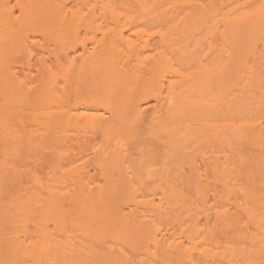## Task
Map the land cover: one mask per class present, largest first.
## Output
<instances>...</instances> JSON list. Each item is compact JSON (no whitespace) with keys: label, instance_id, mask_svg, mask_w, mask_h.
Instances as JSON below:
<instances>
[{"label":"bare ground","instance_id":"bare-ground-1","mask_svg":"<svg viewBox=\"0 0 264 264\" xmlns=\"http://www.w3.org/2000/svg\"><path fill=\"white\" fill-rule=\"evenodd\" d=\"M2 1L0 264L264 261V0Z\"/></svg>","mask_w":264,"mask_h":264},{"label":"rangeland","instance_id":"rangeland-1","mask_svg":"<svg viewBox=\"0 0 264 264\" xmlns=\"http://www.w3.org/2000/svg\"><path fill=\"white\" fill-rule=\"evenodd\" d=\"M0 1L3 2L2 0H0ZM6 1H7V0H6ZM9 1H10L11 3H10ZM9 1H7V3L9 2V5L12 4L13 7L10 6V8H13L12 10L14 11V14H15L16 17H17L18 15L21 14V13L19 12V7H20V6L17 5V2H18L19 0H9ZM74 1H76V0H74ZM77 1H78V0H77ZM80 1H81V0H79V2H78L79 4L76 3L77 6L79 5V8L82 7V6H80V5L82 4V3H80ZM85 1H87V0H85ZM124 1H125V0H124ZM127 1H128V0H127ZM1 2H0V3H1ZM69 2H71V0H70ZM72 2H73V1H72ZM82 2H83V0H82ZM89 2H90V3L87 2V3H85V5H84V6L87 7V9H88V5H89V4H90V5H89V8L91 7V5H92V6L95 5V3H94L93 0H92V1L89 0ZM245 2H246V1H245ZM92 3H93V4H92ZM127 3H128V2H127ZM243 3H244V2H243ZM243 3H242V4H243ZM1 4H2V3H1ZM1 4H0V5H1ZM3 4H5V3L3 2ZM3 4H2V5H3ZM83 4H84V2H83ZM86 4H87V5H86ZM238 4L240 5L241 3L238 2ZM238 4H237V5H238ZM9 5H8V6H9ZM17 6H18V7H17ZM70 6H71V7L73 6V7H74V10H76V7H75L76 5L74 6V4L71 3ZM84 6H83V7H84ZM83 7H82V9L84 10V11H83L84 13H85V11H86V13L89 12V11H88L89 9L87 10L85 7H84V8H83ZM77 9H78V7H77ZM15 15H14V16H15ZM18 17H19V16H18ZM147 19H148V18H147ZM147 19H146V21L144 20L145 22H143V23H144L143 26H141L143 23H138V27H140V28H142V29H145V30H148V31L151 32V33L154 32V31H156V30H158V28H157L158 26H157V25H159V22L153 21L151 18L148 19V20H147ZM107 22H108V24H109V21H107ZM106 25H107V24H106ZM109 25H110V24H109ZM136 26H137V25H136ZM155 26H157V27L154 28ZM135 29H137V28H135ZM155 29H156V30H155ZM82 32H85V31L82 30ZM82 32H81V34H82ZM31 33H32V32H31ZM85 33H86V32H85ZM34 34H35V32H34ZM34 34H33V35L30 34V36H29L30 39L33 38L34 41H37V42H39V43H38V45H37L36 43H34V48H35V49H34V48H33V44L29 42V44H32V46L30 45V46L32 47L31 51H33V54H35L34 57L36 56V58L33 57L34 60L32 59V61L30 62V64L33 65V68H31L32 70H30V71H32V74H30V73L28 72V71H29V68H28V70H27V67H26V61H27V60L23 59V58H26V57H25V56H22V54H20L21 57H20V55H19V58L22 59L23 61L21 62V60H19L18 62L24 63L23 65H24L25 67H24V66L22 67L21 65H20V66L17 65L16 68L19 69V67H22V68L24 69V71H22L23 69H22V70L20 69V70H21V72H20V74H21V78H22V77H25L24 74L26 73V70H27V72L29 73L28 76L32 75V78H33V76H34V79H33V80H34V81H33L34 83H33V84H34V86H35V85L37 84V83H36L37 80H36V82H35V78H37V77H35V75H36V76H39V75H38V71H39L40 68H41V72L43 71V70H42V69H43V68H42L43 65H41V64H42L41 59H42V57H43V55H42L43 52H42V47H41V45H44L45 42H44L43 39H42L43 36H40V35H35V36H34ZM86 34H87V33H86ZM86 34H82V36L80 35V38L83 37V39L85 38V39L88 40V39L90 38L91 35H90V34L86 35ZM31 36H34V37L31 38ZM131 37H132V40H133V39H134V40L136 39V38H134V36H131ZM35 38H36V40H35ZM44 40H45V39H44ZM45 41H46V40H45ZM32 42H33V41H32ZM35 45H37V47H36ZM45 45H46V44H45ZM45 45H44V46H45ZM31 47H30V48H31ZM39 47L41 48V50H40ZM41 56H42V57H41ZM47 56H48V55H47ZM22 57H23V58H22ZM39 59H40L41 64H40V62H39ZM47 59L50 60V61L46 60L47 63H48V65L50 66V63L52 64L53 60H51L52 58L49 59L48 57H47ZM24 60H25V61H24ZM51 61H52V62H51ZM18 62H17V63H18ZM28 62H29V61H28ZM32 62H33V63H32ZM21 63H20V64H21ZM27 66L29 67V65H27ZM52 66H54V64H52ZM31 67H32V66H31ZM17 69H16V71H18V73H19L20 70H17ZM23 72H24V73H23ZM20 74H19V75H20ZM40 74H41V73H40ZM26 75H27V73H26ZM41 75H42V74H41ZM27 78H28V79H31V77H27ZM38 80H39V79H38ZM28 81H29V80H28ZM30 81H32V79H31ZM35 83H36V84H35ZM148 143H150V141L147 140V141L145 142L144 146H146ZM21 145H22V144H21ZM21 145H20V146H21ZM23 145H24V144H23ZM24 146H25V145H24ZM22 147H23V146H21V149H24V150L26 149V147H23V148H22ZM155 147H156V148H155ZM157 147H158V148H157ZM150 148H151V147H150ZM19 149H20V148H19ZM151 149H156L155 151H154V150H153V151L156 152V153H154V155H155V157H157V158H155V159H153V160H155V161H160V160H159V159H160L159 157L162 158L163 154L165 153L164 150H163V148H161V146H160L159 144L156 145V143H154V146L152 145V148H151ZM244 149H245V148H244ZM158 150H159V151H158ZM22 151H23V150H22ZM247 151H248V150H247ZM20 152H21V151H20ZM23 152H24V151H23ZM25 152H26V153H24V157L22 156L23 154L20 153L21 156H22V157H20V158H23V159H20L21 162H22V160H23V162H24V160H26V158H25V154L27 155L28 152H27V151H25ZM130 153H131V156H130L131 166H132L133 168H136V169H137V168L139 167V164H140L141 160H142V159L140 158V157H141V156H140V151H139V150H137V151H130ZM158 153H160V154L158 155ZM40 154H41V153H39V155H40ZM45 155H46V153L43 154V157H44ZM230 155H232V154H230ZM27 157H29V154L27 155ZM235 157H236V156H235ZM18 158H19V157H18ZM249 158H250V157H249ZM32 159H33V158H32ZM34 159H35V157H34ZM34 159H33V160H34ZM18 160H19V159H18ZM20 160H19V161H20ZM235 160H236V158H235ZM26 161H27V162H30L29 164L34 163L33 161L31 162V160H26ZM35 161H36V159H35ZM40 163H41V162L39 161V164H38V165H39V168H38L37 165H36L37 168H36L35 170H34L35 167H31L30 169L33 170V172L36 174L37 177H38V175L40 174V175H39V176H40L39 178L45 179V178H46V175H45V170H46V169H44L45 167H44V168H40V167H41L40 165H42V166L44 165V164H42V163L40 164ZM27 164H28V163H27ZM31 166H33V165H31ZM28 167H30V165H29ZM37 169H39V171H38ZM40 169H41V170H40ZM36 170H37V171H36ZM240 171H242V170H240ZM239 173H240V172H239ZM240 174H241V173H240ZM242 174H243V171H242ZM242 174H241V176H242ZM244 175H245V174H244ZM41 176H42V177H41ZM237 178H238V180H239L240 186L242 187V188H241V187H239V188H241V189H243V190H241L240 193H239L237 196L234 195V196L231 197V199L223 201V203H225L226 201H227V202H231V203H233V205H230V203H229V204H228V203H225V204H223V205L225 206V205L227 204V205H229V206H228V207L226 206V207H227L226 209L229 208L230 211L234 210L233 212H237V213H239V212L241 211V210L239 209V208L241 207L239 204H241L240 202H242V203L244 202V205L247 204L246 206L243 205L245 208H247V206H251V207H250L251 209L254 207V208H255V209H254L255 211H256V209H257L258 212H260L259 209H261V208H258V206L260 205L259 207H261L262 205H264V197H263V194H261V193H263L262 188H261V190H260V191H262V192H260L259 189L257 190V187H256V186H255V187H254V185H252V186H248V184H249V183H247L248 181H243L244 179H242V181H240L241 178H239V177H237ZM245 179H246V176H245ZM248 179H249V178H248ZM248 179H247V180H248ZM236 181H237V180H236ZM237 183H238V182H237ZM250 184H252V183L250 182ZM255 185H256V184H255ZM28 186H29V185H28ZM238 186H239V185H238ZM29 187H31V186H29ZM33 189H34V188H33ZM12 190H13V189H12ZM31 191L33 192V191H35V190H31ZM15 192H16V190H15ZM35 192L38 193V191H35ZM35 192H34V194H35ZM252 192H255V193H253V194H256V196H258V197H257V201H256V199H254V200L256 201V203L252 202L253 198H255L256 196H255V197L252 196L253 194H252L251 196H249V194L252 193ZM12 193H13V192H12ZM248 193H249V194H248ZM246 194H248V197L244 196V195H246ZM235 196H236V197H235ZM239 197L241 198V200L238 199ZM237 200H238L239 202H237ZM254 200H253V201H254ZM234 202H235V203H234ZM259 202H260V203H259ZM237 203H239V204H237ZM254 205H255V206H254ZM257 205H258V206H257ZM233 206H234V207H233ZM239 206H240V207H239ZM252 206H253V207H252ZM237 207H239V208H237ZM256 207H257V208H256ZM224 208H225V207H224ZM248 208H249V207H248ZM231 209H232V210H231ZM251 209H250V210H251ZM251 211H253V209H252ZM261 211H262V210H261ZM240 213H241V212H240ZM240 216H241V215H240ZM242 216H243V215H242ZM6 228H7V227H6ZM232 240H233V239H232ZM229 241H230V240H229ZM233 241H234V240H233ZM236 242H237V241H236ZM238 242H239V241H238ZM238 242H237V244L235 243V247H236V249H237V250H240V251H238L237 254H238V255L241 254V256H244V254H243V252H242V251H244L245 256H246L245 259H247V254H246L247 252L245 251V250H247V249H245V248H248L249 246H248V245L245 246V244H247V243L243 244L244 246H243V245L240 246V245H239L240 243L238 244ZM232 243H233V242H232ZM229 244H231V241L228 243V245H229ZM241 244H242V243H241ZM232 245H233V244H231V245H229V246L232 247ZM236 245H237V246H236ZM247 246H248V247H247ZM233 248H234V245H233ZM248 252H250V248H249ZM242 254H243V255H242ZM130 256H131V255H130ZM130 256H129V260H130ZM241 256H239V257H241ZM259 256H260V255H259ZM261 256H262V255H261ZM261 256H260V258H259V257H255V256H254V257H255V258H254V257H251V256H250L251 258H254V259H255V260L252 259L251 262L256 261V260H259V259H261L260 261L264 262V261L262 260ZM56 257H57V256H56ZM131 257H132V258H135V257L137 258V256H135V255H133V254H132ZM139 257H142L141 259H143V260L146 261L145 257H144V258H143V256H139ZM119 258H122V257H119ZM132 258H131V259H132ZM136 258H135V260H133V259H132V260H133L134 262H136V261L138 260V258H137V259H136ZM257 258H259V259H257ZM263 258H264V256H263ZM122 259H123V258H122ZM122 259H117V260L115 259V260H112V262H111L110 264H125V262H128V260H127V261H124V260H122ZM125 259H126V258H125ZM245 259H242V257H241V259H239L238 261H239V262H240V260H243V261H244ZM143 260H142V261H143ZM248 260H249V258H248ZM123 261H124V263H123ZM142 261L139 260V261H137V263H134V264H143L144 261H143V262H142ZM238 261H237V263H239ZM260 261H256V263H260ZM56 262H57V263H60V262H61V259H58V257H57ZM130 262H131V261H130ZM130 262H129V264H130ZM139 262H140V263H139ZM247 262H248V261H247ZM262 262H261L260 264H263ZM132 263H133V262H132ZM132 263H131V264H132ZM248 263H249V262H248ZM254 263H255V262H254ZM256 263H255V264H256ZM127 264H128V263H127ZM239 264H241V263H239ZM243 264H246V263H243ZM250 264H251V263H250Z\"/></svg>","mask_w":264,"mask_h":264}]
</instances>
